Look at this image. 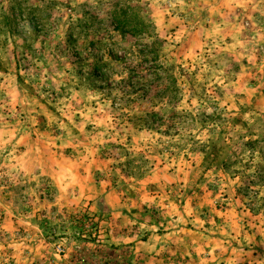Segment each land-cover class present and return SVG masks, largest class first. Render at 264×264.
Returning a JSON list of instances; mask_svg holds the SVG:
<instances>
[{"label": "rangeland", "instance_id": "rangeland-1", "mask_svg": "<svg viewBox=\"0 0 264 264\" xmlns=\"http://www.w3.org/2000/svg\"><path fill=\"white\" fill-rule=\"evenodd\" d=\"M128 5L169 97L93 72ZM0 264H264V0H0Z\"/></svg>", "mask_w": 264, "mask_h": 264}, {"label": "trees", "instance_id": "trees-1", "mask_svg": "<svg viewBox=\"0 0 264 264\" xmlns=\"http://www.w3.org/2000/svg\"><path fill=\"white\" fill-rule=\"evenodd\" d=\"M84 23L80 25V32L81 26H85ZM111 25L113 30L121 35L122 40L121 42L113 40L104 48H101L103 37L92 43L98 47L96 50H99L100 54L91 63L94 74L103 77L120 67L128 77L126 79L128 86L139 85L144 90L145 93L140 94L139 97L150 94L155 89H157L154 91L155 94H162L163 97H169L177 92L178 80L173 73V67L162 60L163 42L157 35L148 32L151 27L150 21L128 5L114 11ZM68 35L75 34L70 32ZM107 36L110 38L113 35L107 33Z\"/></svg>", "mask_w": 264, "mask_h": 264}]
</instances>
